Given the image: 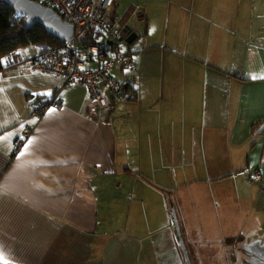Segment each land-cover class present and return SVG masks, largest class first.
I'll return each instance as SVG.
<instances>
[{
  "label": "crops",
  "instance_id": "0c3cea01",
  "mask_svg": "<svg viewBox=\"0 0 264 264\" xmlns=\"http://www.w3.org/2000/svg\"><path fill=\"white\" fill-rule=\"evenodd\" d=\"M169 1L142 12L135 71L116 66L125 93L96 116L85 85L30 68L37 46L0 72V250L11 264H184L199 252L225 264L222 245L244 222L240 172L263 155L264 0ZM208 209L220 233L195 235L213 222Z\"/></svg>",
  "mask_w": 264,
  "mask_h": 264
},
{
  "label": "built area",
  "instance_id": "2783aa9c",
  "mask_svg": "<svg viewBox=\"0 0 264 264\" xmlns=\"http://www.w3.org/2000/svg\"><path fill=\"white\" fill-rule=\"evenodd\" d=\"M53 9L61 19L75 28V37L60 47L41 51L30 59V68L36 72L49 73L59 77L63 85H85L91 103L90 116H96L112 108L111 99L120 98L125 93V85L115 79L113 69L120 65L134 73L132 55L125 52L119 41L123 27L111 20V10L115 0H32ZM21 17L19 14H17ZM88 29L94 40L83 44L77 37V30ZM101 35L103 39L100 40ZM110 42V44H109ZM35 46V45H33ZM98 60L97 68H86L84 59ZM26 62L18 52L12 53L6 60V66L15 67ZM44 109L48 105H39ZM41 111V110H39ZM260 177L259 171L255 172Z\"/></svg>",
  "mask_w": 264,
  "mask_h": 264
},
{
  "label": "rangeland",
  "instance_id": "374dc122",
  "mask_svg": "<svg viewBox=\"0 0 264 264\" xmlns=\"http://www.w3.org/2000/svg\"><path fill=\"white\" fill-rule=\"evenodd\" d=\"M158 1H161V0H115L116 5L111 10V12L113 15H114V13L116 14V17H117L116 21L120 24H122V22H124L125 26L128 25V26H131L133 28L137 27V34H138L137 43L131 47H128L126 45H123V47H122L125 50H128V48L131 49V52H132L131 55H132V57H134V59L136 58V56L138 58L136 49L143 47V44L148 39V37L145 34L146 33L145 26L146 25L144 23V17L142 18V12L145 13V10H148V12L151 11V9L153 8V4L155 2H158ZM167 2L169 3L170 1L167 0ZM157 13L158 12L156 11V14ZM82 34L83 33H79L78 37H80ZM102 39H103V36L101 35L100 40H102ZM28 51L30 52L31 50L27 49L24 52H28ZM117 70H119V68L114 67V69H113L114 77L120 81H123V78L117 77V75L121 76V74ZM70 87H77V86H70ZM76 93H79V92H76ZM260 137H262L261 139H264V134ZM258 149L261 152L263 151V155H261V157L255 156L253 158V160L251 161V167H250V169H248L246 171V174L244 171L240 172V174L243 175L246 179L245 186H243L241 188V190L243 188H245V191L243 193L241 192V198L236 203V204H239V206L241 207V210H238L240 212H236L235 216L238 219H243V221H244L243 226H251V223H253L252 218L256 219V223H257V221L262 220L263 225H264V177L263 178L259 177L257 179H255V177H254L255 171H259L260 173H263V175H264V140H262V142L259 143ZM257 153H259V151H257ZM258 158H259V161H258ZM257 161H258L257 164L253 163V162H257ZM245 168H248V166ZM224 189L226 190L225 192L228 193V195H230L229 200H231V202H233L235 200V193H236L235 188H233L229 185L228 186L224 185ZM214 193L216 196L215 199H220L222 197L218 193L217 189ZM210 200H212V198ZM216 214L217 213H215V215H213L211 210L208 209L207 213H206L205 220L210 221V222L213 221V222L207 226L194 227V229H196L194 234L199 235V233L203 234L206 231L211 232V233H213V232H215V233L219 232L220 233V231H213L215 223H216L217 227L219 226V221L217 220V218L219 216ZM231 226H233V227H231L230 229H239V227H238L239 224H233ZM221 235L223 236L222 233H221ZM232 235H234V233H231V232H226L224 234L225 237H229ZM229 240H232V238H228V241ZM233 241L234 240H232L231 242H233ZM227 253H228V251H226V250H225V252H223V254L225 256V263H227V261L230 258L229 254H227ZM234 254L237 257L239 256L237 250H235Z\"/></svg>",
  "mask_w": 264,
  "mask_h": 264
},
{
  "label": "trees",
  "instance_id": "16d2710c",
  "mask_svg": "<svg viewBox=\"0 0 264 264\" xmlns=\"http://www.w3.org/2000/svg\"><path fill=\"white\" fill-rule=\"evenodd\" d=\"M112 22H114V20H112ZM90 32L91 31L88 29L77 30V37L79 33H85V36L79 40L83 42V44H86L95 39ZM63 44L64 42H61L59 39L47 33L39 24L27 28L25 19L19 17L9 4L0 0V72L8 68V66H6V60L9 55L15 52L20 54L19 50L21 48L35 45L39 47L40 50L45 51L50 48L60 47ZM127 46L131 47L133 45L127 44ZM124 51L132 54L129 48ZM53 101L54 99H49L41 103L42 105H50Z\"/></svg>",
  "mask_w": 264,
  "mask_h": 264
},
{
  "label": "water",
  "instance_id": "95a60500",
  "mask_svg": "<svg viewBox=\"0 0 264 264\" xmlns=\"http://www.w3.org/2000/svg\"><path fill=\"white\" fill-rule=\"evenodd\" d=\"M9 4L17 14L25 19L27 28L41 25L47 33L59 39L61 42H70L75 37V28L66 22L51 8L38 4L32 0H3ZM122 37L119 41L132 45L137 39L136 29L131 26L123 27ZM110 44V42H109ZM264 132V124L259 129L258 134ZM178 239L182 240L179 230H177ZM182 243V242H181Z\"/></svg>",
  "mask_w": 264,
  "mask_h": 264
},
{
  "label": "flooded vegetation",
  "instance_id": "af4514ba",
  "mask_svg": "<svg viewBox=\"0 0 264 264\" xmlns=\"http://www.w3.org/2000/svg\"><path fill=\"white\" fill-rule=\"evenodd\" d=\"M238 234V241L227 240V243L222 245L230 256L225 264H264V228L243 226ZM235 250L239 254L238 257L234 254ZM184 260V264H220L215 256L200 252L193 256V261L187 257Z\"/></svg>",
  "mask_w": 264,
  "mask_h": 264
},
{
  "label": "snow or ice",
  "instance_id": "6c2138e0",
  "mask_svg": "<svg viewBox=\"0 0 264 264\" xmlns=\"http://www.w3.org/2000/svg\"><path fill=\"white\" fill-rule=\"evenodd\" d=\"M51 111H55V109H52ZM24 153H21L23 155ZM0 264H11V262L5 257L2 250H0Z\"/></svg>",
  "mask_w": 264,
  "mask_h": 264
}]
</instances>
